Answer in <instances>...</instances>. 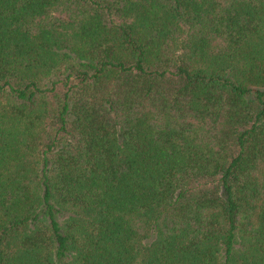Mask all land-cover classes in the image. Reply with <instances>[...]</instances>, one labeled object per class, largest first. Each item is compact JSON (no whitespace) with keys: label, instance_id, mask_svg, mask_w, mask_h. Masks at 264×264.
Listing matches in <instances>:
<instances>
[{"label":"trees","instance_id":"16d2710c","mask_svg":"<svg viewBox=\"0 0 264 264\" xmlns=\"http://www.w3.org/2000/svg\"><path fill=\"white\" fill-rule=\"evenodd\" d=\"M0 264H264V0H0Z\"/></svg>","mask_w":264,"mask_h":264}]
</instances>
